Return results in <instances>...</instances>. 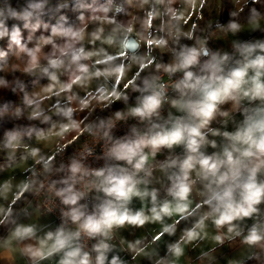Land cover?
Wrapping results in <instances>:
<instances>
[{
    "label": "clouds",
    "instance_id": "9594fccd",
    "mask_svg": "<svg viewBox=\"0 0 264 264\" xmlns=\"http://www.w3.org/2000/svg\"><path fill=\"white\" fill-rule=\"evenodd\" d=\"M182 2L76 0L79 23L62 16L29 47L33 37L25 42L21 26L36 32L48 0H0V40L7 37L22 61L11 71L29 78L0 75V89L22 94L14 108L7 98L0 103V121L9 124L0 160L12 168L0 180L6 256L128 264L179 231L166 248L179 259L183 245L206 238L211 227L217 243L238 240L252 253L246 264H264V39L213 49L197 25L186 30L205 0ZM237 4L219 30L237 36L241 14L259 29L264 0ZM7 55L0 51V60ZM129 118L143 130L115 137ZM85 136L103 142L102 166L88 162L94 150L87 143L68 151ZM19 163L29 166L18 178L12 166ZM41 196L56 205L48 208L59 216L55 227L29 222L41 209L30 212V198ZM148 225L158 229L150 238L113 243L120 230Z\"/></svg>",
    "mask_w": 264,
    "mask_h": 264
},
{
    "label": "crops",
    "instance_id": "0c3cea01",
    "mask_svg": "<svg viewBox=\"0 0 264 264\" xmlns=\"http://www.w3.org/2000/svg\"><path fill=\"white\" fill-rule=\"evenodd\" d=\"M183 7L182 0H178ZM230 11H235L240 5L237 4V0H230ZM243 0H241V3ZM199 9V6H198ZM197 9V11H198ZM198 12L193 14L191 20L186 26V30L190 29L193 24L197 22ZM76 23H79L76 20ZM244 24V29L237 35L233 36L231 33L225 34L221 33L213 37L215 46L217 50L221 52L232 50V43L234 40L247 41V40H259L264 39V20L260 22L259 29L252 30L249 25L245 21L242 22ZM200 27V26H199ZM206 33L203 31L201 34ZM48 35V34H46ZM39 36L33 37L31 43L28 44L29 47H32L33 44L36 43L37 38ZM28 39L25 41L27 42ZM15 48L13 52L10 54L7 62L3 65V74H6L11 71L12 65L19 64L22 67V61L16 59ZM39 85L32 86V90H37ZM121 107V106H120ZM159 159H163V156L158 157ZM0 165L6 166V160H0ZM19 165V167H17ZM29 165L26 163H19L17 165H13V168H19V171L16 172V176L19 178L21 172H23ZM4 167L2 168V175H0V180H3L2 176H4ZM4 169V170H3ZM12 169V168H10ZM29 222L39 223L47 225L48 227H55L58 223L50 217L42 212L39 214H33ZM158 230L156 227L152 225H148L143 229L132 230L130 228H126L120 230L113 243L117 244L120 247V241H131L137 238L144 239L150 238L155 234V231ZM209 235L202 239L193 241L188 244H184V255L179 259L171 256L170 253H167L166 248L167 244L172 239H176L179 237L180 232H177L176 237L169 238L165 236L161 241L156 244H149L146 252L148 255L137 257L135 260H129L128 264H157V261L162 257L168 259L169 261H175V264H246V261L252 255V253L245 247L242 246L239 241H229L225 240L223 244L217 243L213 237L216 235L214 229L209 227L208 229ZM7 235V228L5 226L0 225V239L4 238ZM126 243L123 245L126 248ZM0 264H29L27 258L21 256L19 252L13 253L10 257L4 254V249L0 248ZM43 264H56L55 259L51 261H45Z\"/></svg>",
    "mask_w": 264,
    "mask_h": 264
},
{
    "label": "trees",
    "instance_id": "16d2710c",
    "mask_svg": "<svg viewBox=\"0 0 264 264\" xmlns=\"http://www.w3.org/2000/svg\"><path fill=\"white\" fill-rule=\"evenodd\" d=\"M230 0H219V15L216 18L217 23H225L229 19V13L230 11ZM17 5H23L24 0H15ZM257 7H260V5H257ZM82 11L81 9L77 8L76 6V0H48L47 7L44 9V12L46 15L40 16V28L36 32H32L30 29H24L21 26V33L23 40L26 41L28 39V36L31 35L32 37L40 36V35H46L48 34L51 26L53 24H57L61 22L62 16H67L69 18V22H76V15L78 12ZM261 11H264V8H261ZM245 13H247V8L245 9ZM244 14H241V22L244 21ZM36 21L33 20L32 23H35ZM47 25V28L45 27ZM9 41L8 38L5 37L3 40H0V51H5L8 53L6 59L0 60V67H3V65L7 62L10 54L13 52L15 46L12 47V49H9L8 47ZM0 75L8 78L10 81H14L16 77H19L21 81L27 82L28 77L21 75L20 72L13 73L12 71L3 74L2 71H0ZM15 87V84L12 85ZM34 86V85H33ZM19 97V99H17ZM7 102L10 104L11 107H15L18 104H22V94L20 93L19 88H17V92L14 96L9 95L8 89H0V103ZM121 105L117 104L116 107L119 108ZM9 128V124L5 121H0V133L7 130ZM253 264H260L259 261H253Z\"/></svg>",
    "mask_w": 264,
    "mask_h": 264
},
{
    "label": "built area",
    "instance_id": "2783aa9c",
    "mask_svg": "<svg viewBox=\"0 0 264 264\" xmlns=\"http://www.w3.org/2000/svg\"><path fill=\"white\" fill-rule=\"evenodd\" d=\"M203 35L208 36L209 40L211 41L210 47L213 49H216L214 39L210 36L209 33H204ZM231 49L228 50L230 52ZM135 126L140 130H143L144 126L141 125L137 120L129 118L127 122H119L116 129L113 130L115 137H123V136H130L131 135V129ZM87 143L89 146H91L94 150V155L88 158V162H90L93 166H102L104 164V157L103 153L101 151V147L103 142H101L100 146H98L95 142L92 141L91 137H81L79 141H77L74 145L70 146L68 151L69 152H79L84 144ZM32 207L29 208V211L32 212L33 209H35L36 205L39 204L41 206L40 212L49 215L52 217L56 223H59V216L58 214H49L48 208H55V203H50L48 205H45V198L41 196L38 199L30 198Z\"/></svg>",
    "mask_w": 264,
    "mask_h": 264
},
{
    "label": "rangeland",
    "instance_id": "374dc122",
    "mask_svg": "<svg viewBox=\"0 0 264 264\" xmlns=\"http://www.w3.org/2000/svg\"><path fill=\"white\" fill-rule=\"evenodd\" d=\"M197 12H198L197 22L195 23V25H197V30H203L209 33L212 38L222 33L217 27V24H222V23H217L215 21L219 15V0H205L203 9L202 10L198 9ZM200 15L203 16V19L199 18ZM0 139H3V132L0 133ZM2 155L3 154L0 153V156ZM3 167H4L3 165H0V172H2ZM17 167H19V165ZM4 169L5 171H4V176H2L3 178H6L7 176L12 174V169L7 168L6 166L4 167Z\"/></svg>",
    "mask_w": 264,
    "mask_h": 264
}]
</instances>
